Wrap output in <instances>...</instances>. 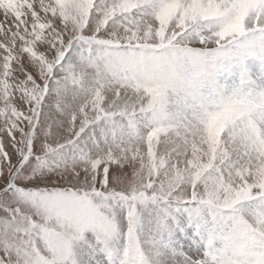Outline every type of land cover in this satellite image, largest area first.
<instances>
[{
  "label": "snow or ice",
  "instance_id": "obj_1",
  "mask_svg": "<svg viewBox=\"0 0 264 264\" xmlns=\"http://www.w3.org/2000/svg\"><path fill=\"white\" fill-rule=\"evenodd\" d=\"M0 264H264V0H0Z\"/></svg>",
  "mask_w": 264,
  "mask_h": 264
}]
</instances>
